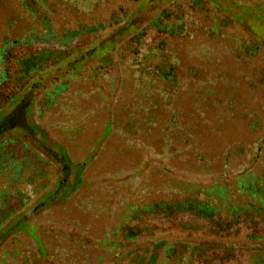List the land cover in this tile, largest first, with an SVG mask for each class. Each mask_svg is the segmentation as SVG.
<instances>
[{
	"label": "trees",
	"instance_id": "1",
	"mask_svg": "<svg viewBox=\"0 0 264 264\" xmlns=\"http://www.w3.org/2000/svg\"><path fill=\"white\" fill-rule=\"evenodd\" d=\"M138 1L119 0L108 13L96 16L94 7L98 0H87L85 6L82 5L85 0H16L21 11L18 18L24 16L28 29L17 41L7 40L16 19L8 25V33L5 29L3 34L0 109L24 90L29 72H40L57 64L68 66L67 59L74 53L78 56L73 59L76 63L111 45L123 31V27L117 26L129 7ZM196 38L208 43L215 40L222 46L230 42L238 48L240 61L253 62V69L238 78L247 86L255 84L264 93L262 47L247 29L235 25L203 0L174 1L144 29L119 45L116 60L110 66L95 68L93 71L98 72L89 76L96 91L106 93L103 101L110 114L109 131L104 128L102 135L116 132L135 147L142 144L140 136L157 131L164 157L160 171L163 175H177V179H166L158 189L157 192L164 194L158 202H143L136 193L138 201L125 207L122 219L105 234L104 239L110 238L113 247L108 250L109 261L104 264H264V180L259 179L255 187V181L248 177L254 164H264V125L262 120L255 119L246 123L249 135L245 148L231 142L219 157L211 159L204 154L206 146L200 142L199 133L202 127L209 126L202 105L206 75L203 71L183 68L177 54ZM15 46L27 49L14 58L9 52ZM10 65L17 72L27 74L25 82L20 83L16 71L7 73ZM104 80L108 81L107 86L103 85ZM214 80L229 81L219 73L214 74ZM7 89L12 90L2 98ZM183 99L190 101L189 108L182 106ZM231 107L230 102L223 108L229 116ZM84 114L79 111V118ZM121 119L137 122V129L128 133L121 127ZM60 126L65 130L74 124L63 122ZM220 126L221 123H215L213 129ZM21 147L31 154V159L22 152L13 158L14 150ZM2 150L9 156H0V228L26 208L32 198L43 202L48 199L52 175L48 163L21 141L2 140L0 155ZM89 153L93 155V147ZM75 165L82 167L83 163ZM196 176L208 183L189 181ZM220 179L235 181L236 193H249L258 202L221 208L213 198V193L222 192L215 185ZM118 205L111 202L104 208H96L115 215ZM167 236L175 239L167 240ZM177 237L181 241H176ZM95 240L100 239L86 236L82 242L94 248ZM34 241L35 249L30 244L18 241L13 245L8 240V247L0 254V264H8L10 260L4 259L8 257L13 263H38V258L47 256V245L39 238ZM80 257L82 262L84 253ZM103 261L104 256L99 255L98 262Z\"/></svg>",
	"mask_w": 264,
	"mask_h": 264
},
{
	"label": "rangeland",
	"instance_id": "2",
	"mask_svg": "<svg viewBox=\"0 0 264 264\" xmlns=\"http://www.w3.org/2000/svg\"><path fill=\"white\" fill-rule=\"evenodd\" d=\"M98 1L94 7L96 16L108 13L111 5L119 2ZM174 1L139 0L129 7L125 18L117 26L123 27V31L115 36L111 45L97 49L76 63L73 59L78 56L74 53L67 59L70 63L68 66L57 64L40 72H29L24 90L0 109V141H21L48 163V170L52 174L48 199L43 202L32 198L26 208L0 228V254L8 247V240L13 245L21 241L35 249L34 240L39 238L47 245V256L38 258L36 264L107 263V252L113 247V241L110 238L105 240V234L122 219L125 207L138 201L136 193L143 202H158L164 194L157 191L166 179H177L175 174L163 175L160 171L164 157L157 131L140 136L142 144L135 147L116 132L102 135L104 128L107 127L109 131L110 114L103 101L106 93L104 90L97 92L89 80L90 74L98 72L93 71L95 68L110 66L116 60L119 45L144 29ZM203 1L222 12L235 25L247 29L264 51V0ZM86 3L88 5L87 0L80 4L85 6ZM20 12L16 0H0V43L5 29L8 33V25L13 20L17 19V23L7 40L17 41L26 34L28 26L24 16L18 18ZM208 42L193 39L177 54L183 68L205 72L202 105L209 126L202 127L199 140L206 146L204 154L214 159L231 142H235L238 148H245V139L249 135L247 122L262 120L264 125V93L255 84L247 86L238 78L253 69L252 60L246 63L240 61V51L230 42H225L223 46L215 40ZM202 44L208 48L205 49ZM24 49L27 48L12 47L9 55L18 57L26 51ZM15 71L10 65L7 73ZM215 73L226 76L229 81L217 83ZM16 74L20 77V83L26 81L27 74L20 71H16ZM103 85L107 86L108 81L104 80ZM11 90H5L1 97L5 98ZM230 102L231 116L223 109L225 103ZM181 103L184 107L191 106L188 99L181 100ZM117 106L120 107L121 103ZM79 111L85 113L83 118H79ZM63 122H71L74 126L63 130V126H60ZM218 122L221 126L214 130V124ZM119 123L128 133L137 129V122L121 119ZM37 146H40V150ZM91 147L94 148L93 155L89 153ZM21 152L32 158L22 147L14 150L13 158L21 156ZM1 154L2 158L4 154L9 156L6 150H2ZM82 163V167L75 165ZM248 177L253 183L255 181L257 187V181L264 180V164H254ZM189 179L197 184L207 182L199 176ZM215 185L222 188V192L213 193L221 208L258 202V198H252L249 193H236L235 181L220 179ZM111 202L120 203L115 215L96 208H104ZM86 236L100 240H95V247L92 248L89 243L82 242ZM179 238L176 241H181ZM166 239L174 240L175 236H167ZM81 252L84 253L82 262ZM99 255L104 256L103 263L98 262ZM4 259L10 260L8 264H18L13 263L10 257Z\"/></svg>",
	"mask_w": 264,
	"mask_h": 264
}]
</instances>
